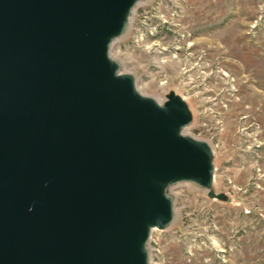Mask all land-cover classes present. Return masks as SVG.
Listing matches in <instances>:
<instances>
[{"label":"water","instance_id":"obj_1","mask_svg":"<svg viewBox=\"0 0 264 264\" xmlns=\"http://www.w3.org/2000/svg\"><path fill=\"white\" fill-rule=\"evenodd\" d=\"M138 1L0 0V264H149L170 184L224 197L183 97L109 53Z\"/></svg>","mask_w":264,"mask_h":264},{"label":"rangeland","instance_id":"obj_2","mask_svg":"<svg viewBox=\"0 0 264 264\" xmlns=\"http://www.w3.org/2000/svg\"><path fill=\"white\" fill-rule=\"evenodd\" d=\"M109 53L139 92L183 97V132L212 149V188L167 187L149 264H264V0H139Z\"/></svg>","mask_w":264,"mask_h":264}]
</instances>
